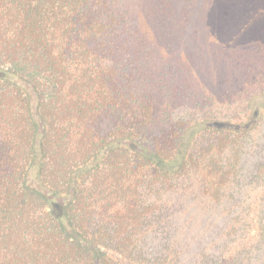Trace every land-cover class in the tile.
<instances>
[{
  "label": "trees",
  "instance_id": "1",
  "mask_svg": "<svg viewBox=\"0 0 264 264\" xmlns=\"http://www.w3.org/2000/svg\"><path fill=\"white\" fill-rule=\"evenodd\" d=\"M138 23L124 0H0V264H264V111L160 121ZM191 188L234 198L242 237L186 263L168 198Z\"/></svg>",
  "mask_w": 264,
  "mask_h": 264
},
{
  "label": "rangeland",
  "instance_id": "2",
  "mask_svg": "<svg viewBox=\"0 0 264 264\" xmlns=\"http://www.w3.org/2000/svg\"><path fill=\"white\" fill-rule=\"evenodd\" d=\"M124 1L144 34L137 59L141 83L158 98L160 121L211 110L242 122L248 113L264 111V0ZM258 122L249 138L246 173L264 156V117ZM36 171L33 166L32 175ZM240 187L230 190L240 203H250L258 190ZM235 201L217 203L194 188L168 198L174 214L170 236L186 263L220 252L226 242L238 244L242 206Z\"/></svg>",
  "mask_w": 264,
  "mask_h": 264
}]
</instances>
